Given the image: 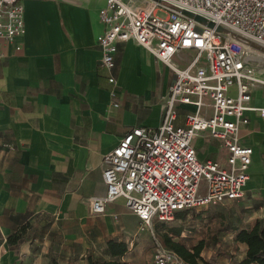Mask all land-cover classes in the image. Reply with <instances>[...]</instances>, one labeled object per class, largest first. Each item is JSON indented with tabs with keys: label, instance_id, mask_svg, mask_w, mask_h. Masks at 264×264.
Instances as JSON below:
<instances>
[{
	"label": "crops",
	"instance_id": "crops-1",
	"mask_svg": "<svg viewBox=\"0 0 264 264\" xmlns=\"http://www.w3.org/2000/svg\"><path fill=\"white\" fill-rule=\"evenodd\" d=\"M105 6L106 0H26L25 36L0 40V264L109 260L111 240L127 244L124 261L152 264L153 255L136 253L151 247L152 233L141 229L124 200L106 204L101 214L92 203L107 195L104 157L134 128L161 125L174 74L134 41L118 45L115 67L106 70L97 43ZM192 57L185 51L175 59ZM251 105L264 107V86L254 88ZM249 116L239 141L253 149L252 164L245 198L236 203L252 228L264 219V118ZM176 124L184 125L183 113ZM213 142L207 133L195 139L199 158L225 165L207 159L227 157ZM24 226V240L10 247L8 237ZM240 245L242 260L246 246Z\"/></svg>",
	"mask_w": 264,
	"mask_h": 264
},
{
	"label": "built area",
	"instance_id": "built-area-1",
	"mask_svg": "<svg viewBox=\"0 0 264 264\" xmlns=\"http://www.w3.org/2000/svg\"><path fill=\"white\" fill-rule=\"evenodd\" d=\"M25 1L0 0L1 41L25 36ZM99 18L106 70L115 67L118 45L134 41L169 66L174 82L161 125L134 128L104 157L107 195L93 201V212L123 199L141 229L153 231L180 212L243 200L253 149L240 144L239 131L249 114L264 118V107L251 105L254 88L264 86V0H106ZM185 51L193 57L178 68L174 60ZM202 133L220 141L225 165L199 158L194 141ZM152 264L187 263L161 250Z\"/></svg>",
	"mask_w": 264,
	"mask_h": 264
},
{
	"label": "rangeland",
	"instance_id": "rangeland-1",
	"mask_svg": "<svg viewBox=\"0 0 264 264\" xmlns=\"http://www.w3.org/2000/svg\"><path fill=\"white\" fill-rule=\"evenodd\" d=\"M178 65H185V62L174 60ZM261 76L263 79L264 66H262ZM197 145L201 144V139H198ZM220 141L213 142L212 145L219 146ZM209 146V144H207ZM206 149L201 150L202 153ZM207 159L221 158L226 161L225 153L220 156H212L207 154ZM185 219L175 220L171 223L163 224L155 222L153 225L151 247H146L144 250L136 251L138 258L154 257L161 250H169L163 240V235L170 233L171 228H183L184 232L180 237L174 236L176 242L184 244L187 248L192 249L200 242L204 243V248L198 264H235L243 257V248L235 242V229L247 227L249 228L252 222L250 221L249 213L244 210L242 205L236 202L223 203L216 207H204L196 210L188 211ZM135 256H131L133 262ZM151 260V259H150ZM153 260V258H152ZM151 260V262H152Z\"/></svg>",
	"mask_w": 264,
	"mask_h": 264
},
{
	"label": "trees",
	"instance_id": "trees-1",
	"mask_svg": "<svg viewBox=\"0 0 264 264\" xmlns=\"http://www.w3.org/2000/svg\"><path fill=\"white\" fill-rule=\"evenodd\" d=\"M191 211V210H188ZM188 211L177 214V220L186 218ZM26 228L24 226L15 230L7 239L10 247L19 245L25 238ZM235 242L246 246V253L242 260H238L235 264H264V219L256 220L252 228L235 229ZM184 232L183 228H171L170 233L163 235L166 247L176 253L187 264H198L204 243L200 242L192 249L187 248L184 244L174 241L173 237H180ZM107 252L111 259L106 260L101 257L90 255L88 264H130L122 258L128 252V246L125 242H117L111 240L107 243ZM49 264H59L56 260H51Z\"/></svg>",
	"mask_w": 264,
	"mask_h": 264
},
{
	"label": "water",
	"instance_id": "water-1",
	"mask_svg": "<svg viewBox=\"0 0 264 264\" xmlns=\"http://www.w3.org/2000/svg\"><path fill=\"white\" fill-rule=\"evenodd\" d=\"M196 20L203 21V22L205 21L204 19H202L201 17H198V16L196 17Z\"/></svg>",
	"mask_w": 264,
	"mask_h": 264
}]
</instances>
